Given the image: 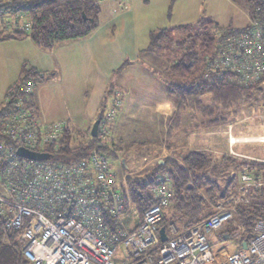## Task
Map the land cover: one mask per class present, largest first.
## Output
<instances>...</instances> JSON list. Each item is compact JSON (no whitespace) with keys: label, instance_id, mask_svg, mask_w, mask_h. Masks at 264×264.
I'll use <instances>...</instances> for the list:
<instances>
[{"label":"built area","instance_id":"1","mask_svg":"<svg viewBox=\"0 0 264 264\" xmlns=\"http://www.w3.org/2000/svg\"><path fill=\"white\" fill-rule=\"evenodd\" d=\"M243 1L248 23L216 33L205 78L213 73L228 75V82L241 88L257 87L251 103L264 102V0ZM120 3L122 10L128 9L127 0ZM30 26L25 14L7 16L0 20V34L29 36ZM26 72L17 91L5 99L0 117V217L4 221L1 242L10 243L9 235L17 234L10 244L19 247L27 264H264V221L247 230L237 220L238 203L219 207L184 230L170 221L167 240L161 242L160 223L173 195L169 178L159 177L149 189L152 204L140 216L131 203L127 176L118 177L102 150L112 145L106 140L121 108L119 93L111 92L88 154L79 161L61 159L57 155L67 123L40 117L32 98L41 76L31 74L30 68ZM262 106H252L251 116L240 122L264 123ZM237 141L229 139L231 145ZM259 141L264 142V137ZM18 148L51 158H22ZM238 177L237 202L249 205L250 195L264 189V174L246 169ZM227 225L232 226L227 239L213 244L210 237Z\"/></svg>","mask_w":264,"mask_h":264},{"label":"rangeland","instance_id":"2","mask_svg":"<svg viewBox=\"0 0 264 264\" xmlns=\"http://www.w3.org/2000/svg\"><path fill=\"white\" fill-rule=\"evenodd\" d=\"M187 1L189 0H166L165 11L163 10L165 0H135L128 4L126 11L121 9L122 0L98 2L100 7L98 32L90 39L80 41V44L67 45L69 47L67 49L62 50L63 46L57 47L58 50L52 57L37 55L28 39L0 42V103L4 101L7 86L16 81L21 67L26 70L29 68L27 64L36 60L42 68H49V71L54 73L47 76L49 80L43 92L45 96L41 95L46 112L52 118L50 120L65 121L72 137L82 141L89 140L92 125L103 113L104 106L110 103L111 97L108 95L110 91L119 93L121 108L123 93L128 100L126 106L133 102L138 105L139 110L136 111L133 105L135 115L131 122H128L125 118L126 111L120 112V108V114L106 140L118 150L115 157L108 156V160L119 176L125 171V167L122 166L124 160L128 171L124 173L126 176L148 169L155 161L161 160L165 155L162 151L165 149L163 143L166 140L167 143L169 140L175 141L170 142L176 144L175 148H179L191 132H199L201 136H206V132L209 131L214 132L212 140L222 138L226 141L228 133L224 136L221 134L226 130L225 126L229 122L234 124L251 116L252 106L260 108L264 102L251 103L254 98L250 101L240 100L231 107V113H226L210 95L203 96L200 99V107L194 104L190 107L187 104L185 110L179 113L178 134L174 136L171 133L166 137L165 129L171 124L175 111L174 114L171 111L160 115L159 109L172 106L170 101L175 103H172L174 109L177 105L173 97L167 93L166 87L170 81L167 68L168 63L177 59V55L172 52L175 49L174 42L183 36L174 34L172 37L174 42L169 45L170 49L159 56L139 51L147 46L150 29L171 27L170 21L167 20L168 8L174 10L175 15L179 12L185 13ZM200 2L202 4L200 16L216 18L218 22L224 24L232 22L233 26L239 27L248 23L243 16L247 12L243 0ZM207 109L213 111V115L203 112ZM230 134L234 139L236 137L249 139L248 142H244L245 144L235 145V151L264 156L262 144L264 142L259 141V138L264 137V123L261 120L251 119L237 123ZM229 153L231 156L228 157L233 159L264 166V160L238 159L234 158V153ZM222 156L224 155H214L216 160ZM242 171L244 170L236 171L220 164H217L215 169L210 167L207 175L217 183L220 190L226 189L231 181H234L235 187L230 190L225 200L217 201L215 204L206 198L203 191L197 190L208 205L209 215L214 214L219 207H231L234 203H238L236 207L242 205L237 202L241 187L238 176ZM190 185L194 184L190 182ZM210 239L213 244L221 241L219 236H211ZM121 254L124 255V251H121Z\"/></svg>","mask_w":264,"mask_h":264},{"label":"trees","instance_id":"3","mask_svg":"<svg viewBox=\"0 0 264 264\" xmlns=\"http://www.w3.org/2000/svg\"><path fill=\"white\" fill-rule=\"evenodd\" d=\"M170 12L171 9L168 10V17ZM20 14H25L29 18L31 25L29 36L22 33L0 34V41L30 39L40 49L52 51L64 43L88 38L98 28L100 7L98 2L92 0H0V20ZM232 30L221 28L205 18H200L191 25L158 29L149 33L148 46L140 52L157 56L170 49L169 45L174 42L172 39L174 34L183 36L174 42L175 49L172 52L177 55V59L168 63L167 68L170 79L168 86L166 85L167 93L173 97L177 105L172 122L165 132L166 137L171 133L174 136L178 134L179 113L185 110L187 104L190 107L191 104L200 107V99L203 96L210 95L214 102L225 109L226 113H231V107L236 102L250 101L253 98L252 91H256L257 87L241 88L235 83L228 82V75L213 73L209 78H205L206 59L213 54L216 47V33ZM26 73L23 69L18 82L7 90L5 99L11 92L17 91ZM31 74L41 76L33 70ZM40 83H42V76ZM110 93L108 95H111ZM16 95L18 92L14 96ZM5 99L0 104V117L6 105ZM32 105L37 109L35 95L32 98ZM203 112L213 115V111L208 109ZM170 141L172 140L167 143L166 140L163 145L167 151L174 154L172 157L157 160L148 169L126 177L131 203L140 216L143 214L144 207L152 204L148 194L149 189L156 184L159 177L169 178L173 195L160 223V226L165 229L170 221L175 222L179 230H184L210 216L208 205L197 190L203 191L206 198L213 204L225 200L230 190H233L234 181H231L226 189L218 188L217 183L207 175L211 166L215 169L217 164H220L236 171L261 169L264 174L262 165L246 163L226 156L216 160L214 155L207 151L179 152L176 151V144ZM94 143L95 138L91 135L89 140L77 141L68 128L59 143L57 157L79 161L88 154ZM102 150L107 156L114 157L118 151L113 148V144ZM123 176L126 175L123 174L120 178ZM190 182L194 185L189 186ZM250 200L249 205H240L236 211L237 220L247 230H251L258 220L264 221V189L251 196ZM231 228V225H227L220 232L218 235L220 242L229 235ZM3 235L4 221L0 217V264H27L19 247L10 244L16 240L17 234L9 235L10 243L1 242ZM246 239H249V234L246 235Z\"/></svg>","mask_w":264,"mask_h":264},{"label":"crops","instance_id":"4","mask_svg":"<svg viewBox=\"0 0 264 264\" xmlns=\"http://www.w3.org/2000/svg\"><path fill=\"white\" fill-rule=\"evenodd\" d=\"M108 1V0H107ZM107 1H103L102 3L104 2H107ZM135 2V0H127V5L130 4V3H133ZM166 0H165V3H164V11L167 9V4H166ZM201 2L200 0H189L186 2V10H185V13H181L179 12L177 15H175V11L171 10L170 12V16L168 17V10H167V20L170 21L169 22V26H171L170 28H174V27H178V26H184V25H191V24H194L196 23L200 18H205L206 20L214 23L215 25L221 27V28H231V29H241L243 27L246 26V23L239 27V26H233L232 22H228V23H223V22H218V20L216 18H213V19H210L208 17H204V16H200V13L202 11L201 9ZM170 6V5H169ZM181 8V7H180ZM128 10V9H127ZM123 11H126V10H123ZM166 15V14H165ZM174 16V17H173ZM245 20L247 21V17L246 14L244 13L243 14ZM176 17H178L176 19ZM149 22V21H148ZM164 29V28H162ZM99 28H97L88 38H85L83 40H88L90 39L94 34H96L98 32ZM157 30V29H155ZM151 31H154L153 29H150L148 31V35ZM12 41V40H16V39H7V40H4V41H0V42H5V41ZM21 40H24V39H21ZM21 40H16V41H21ZM30 40V39H28ZM83 40H77V41H71V42H67V43H64L60 46H63L62 47V50L64 49H67L69 47H67V45H70V44H80V41H83ZM31 44L33 45V47L35 48V52L37 55H43L44 57L48 56V57H52L54 54H55V51L58 50L57 47L52 50V51H46V50H43V49H40L39 47H37L31 40H30ZM148 43H149V40H148ZM58 46V47H60ZM72 46V45H71ZM148 46V44H147ZM146 46V47H147ZM146 47L144 49H141L139 51H143L146 49ZM42 52V53H40ZM44 52H47V53H44ZM45 54V55H44ZM31 63V61H30ZM31 70H33L34 72L36 73H40L41 76H42V83H40V85L38 86L37 90H36V94H35V102H36V106H37V109L39 111V115L40 117L47 121V122H58V121H52L50 119V116L47 114L46 112V109L43 105V99L41 98V95L43 97V92L45 90V86L48 82V78L47 76L49 75H52L54 73H52L51 71H49V68H42V65L38 64V62L36 60H33V62L31 64H27ZM23 67H25V64L23 65ZM22 71H23V68L21 67L20 69V72H19V75L16 79L15 82H13L11 85L7 86V89L5 91V94H4V98H5V95L7 93V90L12 87L14 84H16L18 82V80L20 79V76L22 74ZM45 96V94H44ZM3 98V100H4ZM3 102V101H2ZM1 102V103H2ZM128 102V100H126L125 98V95L122 93V108L120 110V112L122 110L126 111V114H125V118L127 119L128 122H131L133 116L135 115V112L132 110L133 108V105L136 107V111L139 110L138 109V105L136 103H129L128 106H126V103ZM0 103V104H1ZM173 102L170 101V104L172 106H168V108H160L159 109V114L162 115L164 113H170L172 111V113L174 114V106L172 104ZM120 114V113H118ZM172 114V115H173ZM119 116V115H118ZM117 120V118H116ZM116 120H115V123H116ZM65 122V121H64ZM239 123V122H237ZM237 123H234V124H228L225 126L226 130L221 132L222 136H224V134L228 133V138H226V141L224 139H218V140H212L211 138L214 137V132H206V136H201L199 134V132H191L188 137L185 138L184 142L181 143V146L179 148L176 149V151H207L213 155L215 154H222L226 157L228 156H231L229 155L231 153H234V158H238V159H248V160H264V156H259V155H249V154H246V153H243L241 151H235L234 150V146L241 143V144H245L243 141H241L242 137H236V139H238V141L231 145L230 142H229V139L232 138L233 136L230 134V132L233 131V126L236 125ZM167 131V128L165 129V132ZM241 138V139H240ZM220 144V146H219ZM250 144V143H249ZM264 145V143H262ZM164 149V147H163ZM162 152H165V155L162 157V158H165V157H172L174 154L170 151L168 152L167 150H163ZM122 166L125 167V172L128 173L127 171V167L125 165V160L122 162ZM124 174V173H123ZM118 177L120 178L121 176H119V174H117ZM167 212V211H165Z\"/></svg>","mask_w":264,"mask_h":264},{"label":"water","instance_id":"5","mask_svg":"<svg viewBox=\"0 0 264 264\" xmlns=\"http://www.w3.org/2000/svg\"><path fill=\"white\" fill-rule=\"evenodd\" d=\"M100 119H101V116L92 125V128L90 130V135H91L92 138H96L97 137V130H98V125H99ZM17 154L20 157H22V158H26V159H29V160H37V161L47 160V159L51 158V156H49V155L37 154V153L31 152V151H28V150H26L24 148H18ZM159 237H160L161 242H165L167 240V236H166L164 227L160 228ZM224 239L226 240L227 236H225ZM242 247L246 248V243L245 242H243Z\"/></svg>","mask_w":264,"mask_h":264},{"label":"bare ground","instance_id":"6","mask_svg":"<svg viewBox=\"0 0 264 264\" xmlns=\"http://www.w3.org/2000/svg\"><path fill=\"white\" fill-rule=\"evenodd\" d=\"M245 140V139H244ZM249 140V139H248ZM232 142H235V139L234 138H232Z\"/></svg>","mask_w":264,"mask_h":264}]
</instances>
